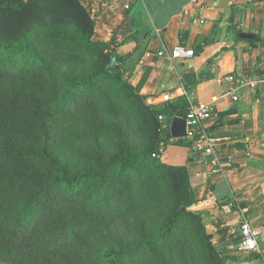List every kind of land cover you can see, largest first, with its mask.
I'll list each match as a JSON object with an SVG mask.
<instances>
[{
    "label": "trees",
    "instance_id": "16d2710c",
    "mask_svg": "<svg viewBox=\"0 0 264 264\" xmlns=\"http://www.w3.org/2000/svg\"><path fill=\"white\" fill-rule=\"evenodd\" d=\"M93 34L80 0H0V264H229L187 167L161 160L186 142L159 117L187 97L150 104ZM57 120L76 164L51 149Z\"/></svg>",
    "mask_w": 264,
    "mask_h": 264
},
{
    "label": "crops",
    "instance_id": "0c3cea01",
    "mask_svg": "<svg viewBox=\"0 0 264 264\" xmlns=\"http://www.w3.org/2000/svg\"><path fill=\"white\" fill-rule=\"evenodd\" d=\"M94 21L93 40L125 56L126 77L140 84L148 102L161 107L188 90L193 102L212 106L208 122L223 171L186 144L165 145L161 160L187 167L194 210L229 264H264V0H80ZM241 33L253 38H241ZM176 44L192 48L189 59L159 57ZM232 75L235 81L225 80ZM256 79L255 87L237 80ZM235 88L238 99H232ZM170 140H178L171 136ZM237 200L238 207H228ZM259 231L258 249L239 247L238 226Z\"/></svg>",
    "mask_w": 264,
    "mask_h": 264
},
{
    "label": "built area",
    "instance_id": "2783aa9c",
    "mask_svg": "<svg viewBox=\"0 0 264 264\" xmlns=\"http://www.w3.org/2000/svg\"><path fill=\"white\" fill-rule=\"evenodd\" d=\"M195 54L192 48H188L182 44H176L171 49L160 50L157 55L159 57L167 56L170 59H189ZM227 81H235L232 75L225 76ZM240 85H248L255 87L256 79H250L245 81L243 79L237 80ZM236 89H232V99L236 101L238 96ZM184 95L188 99V108L185 116H182L186 120V139L190 150L202 155L206 158V164L211 168L212 173H219L223 171L224 164L221 162L219 154L217 152L216 144L217 140L211 135L208 128V122L212 118L213 110L210 104L204 102H193L192 92L185 91ZM171 96L164 95V100L168 101ZM159 119L163 122L164 127H168L170 130V124L165 122V119L160 116ZM165 151V144L160 145V154ZM157 156V155H156ZM228 207H238L237 200L228 203ZM259 231L252 227L248 222L242 221L238 226V240L240 249L249 252L256 251L258 249L257 238Z\"/></svg>",
    "mask_w": 264,
    "mask_h": 264
},
{
    "label": "rangeland",
    "instance_id": "374dc122",
    "mask_svg": "<svg viewBox=\"0 0 264 264\" xmlns=\"http://www.w3.org/2000/svg\"><path fill=\"white\" fill-rule=\"evenodd\" d=\"M55 128L53 135L50 139V146L52 151L61 158V163L66 166L76 164L77 158L74 155L72 149V139L62 136L61 128L59 125L63 124V121L57 120L54 123ZM64 137V138H63Z\"/></svg>",
    "mask_w": 264,
    "mask_h": 264
},
{
    "label": "water",
    "instance_id": "95a60500",
    "mask_svg": "<svg viewBox=\"0 0 264 264\" xmlns=\"http://www.w3.org/2000/svg\"><path fill=\"white\" fill-rule=\"evenodd\" d=\"M241 38H253V34L241 33ZM170 134L175 139H183L186 137V120L182 116H175L171 120Z\"/></svg>",
    "mask_w": 264,
    "mask_h": 264
}]
</instances>
